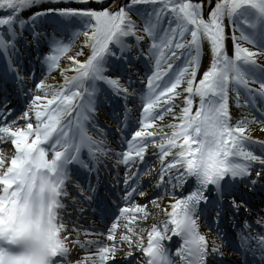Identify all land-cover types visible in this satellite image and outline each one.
<instances>
[{"label":"snow or ice","instance_id":"1","mask_svg":"<svg viewBox=\"0 0 264 264\" xmlns=\"http://www.w3.org/2000/svg\"><path fill=\"white\" fill-rule=\"evenodd\" d=\"M0 80V264H264V0H0Z\"/></svg>","mask_w":264,"mask_h":264},{"label":"bare ground","instance_id":"2","mask_svg":"<svg viewBox=\"0 0 264 264\" xmlns=\"http://www.w3.org/2000/svg\"><path fill=\"white\" fill-rule=\"evenodd\" d=\"M228 43H229V46H230V38H229V41H228ZM57 80H59V77H57ZM49 82L50 83H56L57 81L56 80H49ZM105 106H107V105H105ZM119 106L120 105H117V104H113V107H118L119 108ZM109 109L111 108V107H108ZM136 118H134V116L132 117V120L134 121ZM110 127H112V126H110ZM109 127V128H110ZM252 132H253V135L256 137V138H261V139H264V133H262V132H258L257 130H256V126H253V128H252ZM10 147V146H9ZM4 154L5 155H11V152L10 151H8L7 149H5V151H4ZM101 189H103V187H101ZM76 217L75 216H73V219H75ZM84 220L85 221H87L88 223H91L92 222V217L91 216H88V217H85L84 218ZM206 230V229H205Z\"/></svg>","mask_w":264,"mask_h":264},{"label":"rangeland","instance_id":"3","mask_svg":"<svg viewBox=\"0 0 264 264\" xmlns=\"http://www.w3.org/2000/svg\"><path fill=\"white\" fill-rule=\"evenodd\" d=\"M54 75H55V74H54ZM38 78H39V77H38ZM101 119H102L103 122H106V123L108 122V120H107L106 118H101ZM256 130H257L258 132H261L260 129H259V126H256Z\"/></svg>","mask_w":264,"mask_h":264}]
</instances>
